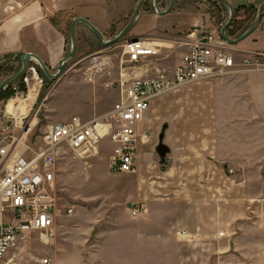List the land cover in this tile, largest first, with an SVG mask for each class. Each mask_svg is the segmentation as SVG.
Returning <instances> with one entry per match:
<instances>
[{
	"label": "rangeland",
	"instance_id": "obj_1",
	"mask_svg": "<svg viewBox=\"0 0 264 264\" xmlns=\"http://www.w3.org/2000/svg\"><path fill=\"white\" fill-rule=\"evenodd\" d=\"M15 1L2 0L3 7L13 8ZM240 1L248 5L252 0ZM115 2L123 3L127 10L104 33L100 32L104 42L113 40L127 26L138 0ZM205 2L209 3L207 12L217 18L223 7L212 1ZM147 7H152L151 0L146 1L140 16ZM236 16L234 27L232 25L227 32L230 39L241 36L253 24L256 13L243 14L238 20ZM228 17L227 12L225 23ZM71 22L68 21L64 28L66 55L71 49ZM259 28H264V17ZM143 32L144 19H141L124 40L102 46L86 26L78 25L75 55L64 65L65 72L56 82L47 80L36 65L44 79L35 106L40 121L38 132L42 133L47 126L65 122L73 116L90 120L107 113L118 99L117 90L109 84L119 79L122 70L127 73L126 78L138 76L126 63L123 42L140 38L131 34ZM167 51L162 49L159 63L165 69H172L175 64L172 63L171 52ZM255 53L259 59L254 63H258L259 70L264 71V59L260 56L264 55V51ZM236 59L241 61L240 57ZM2 67L0 74L4 77L16 68L11 63ZM245 86V78H223L187 86L158 98L150 121L138 130V142L142 147L135 175L109 171L108 157L113 146L107 139L99 143L97 154L75 156L70 153L60 157L54 193L61 212L54 244L45 247L39 236L33 235L29 243L11 250L0 264H42L45 259H50V264H57L64 246H89L101 240L99 234L121 230L124 217L132 218L129 212L131 204L143 206L146 214L144 203L140 200L144 201L146 196L164 202V205L176 203L173 207H177L174 210L178 213L194 205L210 213L204 226L205 235L213 231L217 235L224 232L229 240L235 239L237 235L233 231L241 227L242 222L253 224L257 229V244L261 247L252 252L253 258L264 262V91H259L256 101L262 113L256 115L249 104L253 100ZM0 101H3L0 102L1 109L4 100ZM164 125L168 126V135L172 137L184 133L194 134L187 135V138L194 136V139H182L180 146L171 141L175 152L169 164L161 166L154 148ZM224 130L230 134L229 158L221 162L220 148L216 145L220 140L215 133ZM242 131L250 132L249 141L255 145L245 152L240 147L242 139L237 138V133ZM144 133L149 135L144 137ZM144 142L147 144L145 147ZM146 166L149 167L148 173ZM67 209L72 210L71 215L64 213ZM244 213L249 217L242 219ZM223 254L233 258L237 252L231 250Z\"/></svg>",
	"mask_w": 264,
	"mask_h": 264
},
{
	"label": "crops",
	"instance_id": "obj_2",
	"mask_svg": "<svg viewBox=\"0 0 264 264\" xmlns=\"http://www.w3.org/2000/svg\"><path fill=\"white\" fill-rule=\"evenodd\" d=\"M205 1L175 0L171 12L162 16L153 12L152 7L145 8L139 17V20L144 19V32L131 35L153 40L160 46V55L154 62L156 69H165L159 63V58L163 54L162 49L171 52L174 67L179 63L187 52V48L180 46L179 43L184 40L185 35L194 24L209 32L220 33L221 25L225 24L227 12L222 8L218 17L213 18L207 12L209 3ZM226 1L234 8L237 20L243 14L256 13L259 6L264 3V0H252L248 5L240 0ZM212 2L214 3V1ZM14 3L13 8L5 9L2 0H0V66L8 63L16 66L13 71L6 73L7 77L19 70L20 59L25 54L37 56L50 72L55 73L58 63L66 55L64 28L68 21L83 18L88 20L99 32L104 33L127 10L123 3H116L115 0H16ZM159 6L162 12L165 11L169 6V0H159ZM230 49L238 56L264 51V28H259L246 40L236 46H230ZM148 69L149 66L144 67V76L152 75ZM0 76L2 77L0 81L7 78L4 77V74H0ZM228 78H245V87L253 100L249 104L252 106L253 113L260 115L262 112L256 101L259 91H264V71H249ZM19 85V81L11 84V91L18 88ZM155 103L151 104L139 129L150 121ZM162 132L164 134L163 144L168 148L169 153L166 156V164L161 165L160 161L159 164L166 166L169 164L171 155L175 152L171 141H174L173 144L176 146H180L182 139H191L194 136L187 138V135L194 134L182 133L181 136L172 137L170 134L168 135L167 125L162 127L160 134ZM215 135L220 140L216 144L220 148V161H227L230 134L228 130H224L215 133ZM237 135V138L242 139L240 147L244 152L255 147L249 141L251 139L250 132L242 131ZM137 146L138 172L139 150L142 145L138 142ZM145 146L147 144L144 142ZM156 148L157 146L154 150ZM148 169L149 167L146 166V173H148ZM140 200L144 203L146 214L137 218L124 217L121 230L99 234L101 240L96 244L89 246L83 244L73 246V248L64 246L57 264H264L259 259L253 258L252 252L261 248L257 244L255 238L257 229L253 224L242 222V226L233 231L237 235L235 239L229 240L224 232L217 235L213 231L205 235L204 226L210 218V213L201 211L195 205L185 207V211L178 213L174 210L177 207H173L176 206V203L169 202L166 206L164 202L152 200L148 196L144 198V201ZM245 217H249V214L244 213L241 216L242 219ZM231 250L237 252L236 257L229 258L228 255L223 254H227Z\"/></svg>",
	"mask_w": 264,
	"mask_h": 264
},
{
	"label": "built area",
	"instance_id": "obj_3",
	"mask_svg": "<svg viewBox=\"0 0 264 264\" xmlns=\"http://www.w3.org/2000/svg\"><path fill=\"white\" fill-rule=\"evenodd\" d=\"M179 44L187 52L172 70H163L154 65L160 55L158 44L146 38L125 40L123 55L138 76L126 78L122 70L119 79L109 84L118 93L112 108L90 120L73 116L47 126L42 133L38 132L40 121L35 106L44 79L36 64L28 63L20 85L12 89L0 109V262L11 250L29 243L33 235H38L45 247L54 244L61 212L54 193L60 157L97 154L99 143L107 139L113 146L109 171L136 174L138 130L153 102L187 86L259 70L258 63H254L259 59L257 53L238 56L220 33L197 24ZM239 57L240 62L236 59ZM145 66L152 75L144 76ZM129 212L137 218L144 214V208L131 204ZM64 213L71 215L72 210ZM42 264H50V259Z\"/></svg>",
	"mask_w": 264,
	"mask_h": 264
},
{
	"label": "water",
	"instance_id": "obj_4",
	"mask_svg": "<svg viewBox=\"0 0 264 264\" xmlns=\"http://www.w3.org/2000/svg\"><path fill=\"white\" fill-rule=\"evenodd\" d=\"M146 1L147 0H138L136 8L134 10V13L132 15V18L129 21V23L127 24V26L113 40L108 41V42H104V37L102 36V34L88 20L83 19V18H78V19L73 20L71 22V25H70L71 49H70V52L58 63L56 72L54 74L50 73V71L45 66V64L37 56H35L33 54H25L20 59L19 70L16 73L12 74L11 76L5 78L0 83V93L2 91H4L7 87H9L11 84H13L14 82L19 81L24 76V74L26 73V70H27L28 63H34V64L38 65L43 76L47 80H50L52 82H56L65 72L64 65L68 61H70L75 55L76 47H77L76 38H75V31H76V27L78 25L86 26L94 34V36L98 39V41L100 42V44L102 46H106L108 44H115L119 41L124 40L125 37L132 31L135 24L139 20L140 13H141L142 8L145 5ZM151 1H152L153 11L156 14L161 15V16L166 15L169 12H171V10L174 6V3H175V0H169L168 8L162 12L160 10L159 0H151ZM212 1L218 3L220 6H222L229 14L227 22L224 24V26L220 30V37L229 46H232V47L236 46L240 42L246 40L256 30L259 29V27L262 23V18H263V14H264V3L261 4L259 6V8L257 9L255 20H254L253 24L238 38L230 39L227 36V30L229 28H231V25L235 19V10L226 0H212ZM130 40L136 41L137 38H131ZM1 67H2V65L0 66V70L2 69ZM163 138H164V134L162 132L159 136V142H158L157 148L155 150L161 165L166 164V162H167L166 156L169 153L168 148L163 144Z\"/></svg>",
	"mask_w": 264,
	"mask_h": 264
},
{
	"label": "trees",
	"instance_id": "obj_5",
	"mask_svg": "<svg viewBox=\"0 0 264 264\" xmlns=\"http://www.w3.org/2000/svg\"><path fill=\"white\" fill-rule=\"evenodd\" d=\"M263 17H264V14H263ZM234 22V21H233ZM237 24V23H236ZM232 25H233V23H232ZM231 25V26H232ZM234 27V25L232 26V28ZM229 33V32H228ZM11 86H9L6 90H5V92H1L0 93V100H6L7 98H9L11 95H12V91H11V88H10ZM10 89V90H9Z\"/></svg>",
	"mask_w": 264,
	"mask_h": 264
},
{
	"label": "flooded vegetation",
	"instance_id": "obj_6",
	"mask_svg": "<svg viewBox=\"0 0 264 264\" xmlns=\"http://www.w3.org/2000/svg\"><path fill=\"white\" fill-rule=\"evenodd\" d=\"M229 29H230V28H229ZM229 29H228V30H229ZM228 30H227V32H228Z\"/></svg>",
	"mask_w": 264,
	"mask_h": 264
}]
</instances>
